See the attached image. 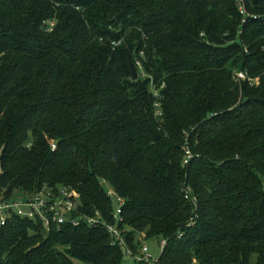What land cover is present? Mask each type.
I'll use <instances>...</instances> for the list:
<instances>
[{
  "label": "trees",
  "instance_id": "16d2710c",
  "mask_svg": "<svg viewBox=\"0 0 264 264\" xmlns=\"http://www.w3.org/2000/svg\"><path fill=\"white\" fill-rule=\"evenodd\" d=\"M61 188L98 222L14 216L0 264H121L107 225L264 264V0H0V197Z\"/></svg>",
  "mask_w": 264,
  "mask_h": 264
},
{
  "label": "built area",
  "instance_id": "2783aa9c",
  "mask_svg": "<svg viewBox=\"0 0 264 264\" xmlns=\"http://www.w3.org/2000/svg\"><path fill=\"white\" fill-rule=\"evenodd\" d=\"M137 66L140 67V64L137 63ZM238 77L244 78L242 74H239ZM51 148L55 149V145H52ZM188 158L189 153L186 152L185 164H187ZM118 203L119 208L116 210L115 218L120 220V207L123 204V200L118 198ZM14 216L38 222L46 230L52 227L59 229L67 223L72 226H78L81 221L91 226L98 222L97 219L99 218L98 214L94 218L82 215L79 212L78 195L73 190L67 188L59 189L56 194L43 190L34 195H25L13 200H6L0 197V225H4ZM106 228L114 241L118 242L129 253L121 232L111 225H107ZM165 243V240L160 241L161 250L165 246ZM147 254V247H142L140 258L136 260L149 262ZM150 264H157V261Z\"/></svg>",
  "mask_w": 264,
  "mask_h": 264
},
{
  "label": "rangeland",
  "instance_id": "374dc122",
  "mask_svg": "<svg viewBox=\"0 0 264 264\" xmlns=\"http://www.w3.org/2000/svg\"><path fill=\"white\" fill-rule=\"evenodd\" d=\"M243 79V78H242ZM111 203L113 210L116 211L119 208V203H118V198L115 196H111ZM135 244V251H130V248L127 247V250L130 251V253H127L126 249H123L124 257L123 261L121 264H132L134 262V259L140 258L141 255V248L142 247H147L148 249V261L150 263L154 262L157 260L159 257V254L161 252V247H160V241L157 239H145L143 234L137 235L134 241ZM193 264H198L193 262Z\"/></svg>",
  "mask_w": 264,
  "mask_h": 264
},
{
  "label": "water",
  "instance_id": "95a60500",
  "mask_svg": "<svg viewBox=\"0 0 264 264\" xmlns=\"http://www.w3.org/2000/svg\"><path fill=\"white\" fill-rule=\"evenodd\" d=\"M132 79L133 80H136L137 79V74H136V71H135V69L134 68H132Z\"/></svg>",
  "mask_w": 264,
  "mask_h": 264
}]
</instances>
